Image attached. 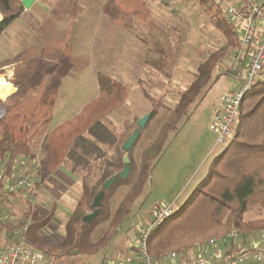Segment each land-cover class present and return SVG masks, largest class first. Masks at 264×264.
I'll use <instances>...</instances> for the list:
<instances>
[{"label":"rangeland","instance_id":"obj_1","mask_svg":"<svg viewBox=\"0 0 264 264\" xmlns=\"http://www.w3.org/2000/svg\"><path fill=\"white\" fill-rule=\"evenodd\" d=\"M120 1L123 9L138 14L114 22L102 13L100 0H36L13 24L18 23L17 26L12 25L0 37V106L5 103L12 108L7 121L15 131L21 125H33L36 133L32 148L38 158L44 155V149H52L46 134L59 128L66 130L79 118L82 126L100 120L110 129L114 143L101 148L106 159L112 161L117 153H124L120 147L135 131L138 121L152 113L149 97L174 107L192 83L200 63L228 46V38L213 25L216 14L208 0L207 7H202L199 0ZM237 29L242 36L246 24L238 23ZM259 36L257 30L254 45ZM159 46L168 59L164 73L169 76L145 64L146 59L158 57L154 49ZM232 63V56L225 58L214 72L213 79L218 75L219 79L189 119L179 125L178 133L168 140L143 193L112 239L104 238L111 223L105 215L106 220L92 226V236L85 240L82 254L65 257L62 250H54L45 257L44 264L125 263L128 255L139 252L136 233L150 224L156 210L180 209L205 179L214 158L226 149L227 145L217 144L214 116L220 111L221 97L237 91L245 78V67L232 72ZM98 74L110 77L117 85L113 98L101 91ZM51 101H56L57 106L49 113V106L42 103ZM87 113L91 116L83 120ZM46 115L50 117L47 127L43 125ZM165 115L161 110L142 129L132 149L136 161L158 137ZM59 136L53 138L58 140ZM61 146L59 163L48 182L37 188L33 183L36 171H30L28 188L14 199L15 204L7 205V213L22 219L24 211L32 206L27 198L36 196L34 205L39 207V214L45 219L52 217L42 233L55 244L64 241L69 215L76 207L73 196L81 195V191L75 192L76 180L64 160V145ZM22 161L27 162H19ZM21 165L16 163L17 168ZM134 183L133 180L131 184ZM130 188L129 184L118 186L108 195L105 203L111 213ZM69 194L73 196L68 197ZM85 210L86 215L93 212ZM259 219H264V210L259 208L244 216L246 222ZM237 241L245 242L246 248H251L253 241L260 242L259 253L264 258V232H254Z\"/></svg>","mask_w":264,"mask_h":264},{"label":"trees","instance_id":"obj_2","mask_svg":"<svg viewBox=\"0 0 264 264\" xmlns=\"http://www.w3.org/2000/svg\"><path fill=\"white\" fill-rule=\"evenodd\" d=\"M100 1L102 13L111 21L121 22L130 14H138L135 10L128 12L123 9L120 0ZM208 1L212 4L210 8L216 14V17H213V25L228 38V46L214 51L200 63L193 75L192 83L180 94L179 101L174 107L148 96L153 102L151 122L157 118L161 110L166 113L159 135L141 154L139 161H136L132 151L130 152V175L127 179L119 178L108 191H104L101 213L91 225L83 223V218L87 214L85 208L94 211L93 201L96 195L103 191V184L119 176L125 168L124 153H117L110 161L106 159V154L101 148V145L114 143L113 133L100 120L82 126L81 120L76 118L77 120L69 124L70 128L66 130L59 128L51 132V135L46 134V140L52 142V149L47 151L44 149V155L38 158L32 148L36 133L32 131L33 125H21L15 131L7 121L12 108L7 107L5 103L1 104L0 171L4 172L5 177L12 175L18 160L25 159L31 166L37 165L33 183L40 188L54 173L55 166L60 160V145L61 148L64 145V160L70 165L71 172L82 182V196L69 215L63 242L55 244L50 237L42 233L52 217L48 219L42 217L36 205L24 211L22 220L31 218L26 241L43 255L44 261L45 257L54 250H62L65 257L82 254L87 244L85 240L92 236V226L106 220L107 218L103 219L105 215L111 218V223L104 238L112 239L117 228L131 213L137 198L143 193L150 171L168 140L178 133L179 125L189 119L192 110L202 102L217 82L219 75L213 79L214 72L220 69L225 58H230L239 49L240 35L237 26L226 17L222 7L212 0ZM199 3L202 7L208 5L206 0H199ZM23 15L24 6L21 0H0V19L3 17L0 22V37ZM163 52L162 47L155 48L154 55L158 57L146 59L145 64L164 73V69L169 65ZM247 61L248 57L245 56L239 67L244 68ZM97 81L105 96L113 98L115 91L118 90L115 82L104 74H98ZM42 104L49 106L47 107L49 113L55 107L54 101ZM49 115H46L48 119L43 123L46 127L49 124ZM84 116L83 120L89 118L91 113ZM54 136H59L58 140L54 139ZM120 150H123L122 147ZM133 180L135 183L131 184ZM125 184L131 185V188L122 198L117 210L111 213L105 201L118 186ZM12 196L16 197L15 194ZM254 208L264 210V80L259 81L244 95L237 113V127L233 138L226 149L214 158L205 179L180 209L174 211L171 217L151 231L148 238V252L153 258L159 259L173 252L185 253L196 245H203L213 238L228 235L232 231L240 232L244 236L254 232H264V219L250 222L244 220L246 213ZM22 224L23 221L15 224L0 223V227L15 230Z\"/></svg>","mask_w":264,"mask_h":264},{"label":"built area","instance_id":"obj_3","mask_svg":"<svg viewBox=\"0 0 264 264\" xmlns=\"http://www.w3.org/2000/svg\"><path fill=\"white\" fill-rule=\"evenodd\" d=\"M212 1L224 9L226 17L235 23L236 26L240 22L246 24V30L240 36V47L232 56L233 63L231 66V71L236 72L241 65L242 59L245 56L248 57L245 66V78L237 91L225 93L221 97L220 111L214 116V131L217 134V144L227 145L233 138L237 127V113L244 95L259 81L264 80V6L262 4L263 0ZM257 30L260 32V36L254 45L253 41ZM19 161L16 163H21V167L17 168L15 164L10 177H5L4 172L0 171V223L15 224L17 221H23V224L12 232V236L16 238L15 242H0V264H43V255L28 245L26 241L31 218L28 217L22 220L12 216L4 211L3 203L1 202V199L10 201L13 194L22 195L30 184L29 172L37 170V165L31 166L25 161ZM36 200V196L31 195L27 198V203L34 205ZM173 213L174 211L170 207L156 210L150 224L144 226L136 233L140 247L139 252L125 263L112 262L105 264H213L215 261L214 254L209 255L207 258L196 260L182 259V254L176 252L164 255L159 259H155L149 254L148 238L151 231L164 220L171 217ZM242 237H244L242 233L232 231L228 235L213 238L205 244L215 246L218 243L237 240ZM202 246L196 245L195 247L200 249ZM256 258L258 261L264 260L261 254H257ZM244 260V252H240L232 259H229L227 264H243Z\"/></svg>","mask_w":264,"mask_h":264},{"label":"crops","instance_id":"obj_4","mask_svg":"<svg viewBox=\"0 0 264 264\" xmlns=\"http://www.w3.org/2000/svg\"><path fill=\"white\" fill-rule=\"evenodd\" d=\"M262 4L264 6V0H263ZM17 24L18 23H16L13 26H17ZM0 78H1V76H0ZM0 84H1V80H0ZM14 90H16V92H17V91H19V88H14ZM56 104L57 103L55 101V105ZM68 167H69L68 169L71 171V167L69 164H68ZM74 177H75L76 183H75V186L74 185L73 186L76 189H78V190H75V192L81 191V195L79 197H75V196H73V194H69L68 197L73 196L75 198V200H78L82 196V182L79 178H77V176L74 175ZM48 180L43 184V186L48 182ZM17 196L18 195H16V197ZM16 197L13 198V196H12L10 201H6L5 199H1V202L3 203L4 211L8 212L7 205H9V207H10L11 205L15 204L14 199ZM76 203H77V201L75 202V204ZM12 232H13V230H9L7 228L4 229V228L0 227V242L1 243L15 242L16 238H14L12 236ZM244 244H246V243L242 242V241H237V240L225 241L223 243H218L215 246H209L207 244H203V246L200 249L193 247L190 250L186 251L185 253H182L181 257H182V259L196 260V259H200V258H207L209 255L214 254L215 255V261L213 264H227L229 259H232L233 257H235L240 252H244L245 260H244L243 264H264V262H263L264 260L258 261L256 258V255L260 254L259 249H260L261 243L258 241H253L251 248H246L244 246ZM126 250H127V248H126ZM126 250H124L125 255L127 253ZM132 256L133 255H131V256L128 255L129 258H131Z\"/></svg>","mask_w":264,"mask_h":264},{"label":"water","instance_id":"obj_5","mask_svg":"<svg viewBox=\"0 0 264 264\" xmlns=\"http://www.w3.org/2000/svg\"><path fill=\"white\" fill-rule=\"evenodd\" d=\"M35 1L36 0H22L24 9H29ZM150 117H151V114L146 115L145 117L141 118L138 121L137 128L135 129V131L124 142L122 149L124 151L123 162L125 164V168L119 174V176H115L103 184V186H102L103 191L99 192L96 195V197L94 198L93 205H92L94 211L92 213L86 215L83 218L84 224L89 225V224L93 223L99 217V215L101 213V208H102V200L104 197V191H108L119 178L127 179L128 176L130 175V172H131L130 152L132 151L135 143L137 142V140L141 134L142 129L145 128Z\"/></svg>","mask_w":264,"mask_h":264},{"label":"bare ground","instance_id":"obj_6","mask_svg":"<svg viewBox=\"0 0 264 264\" xmlns=\"http://www.w3.org/2000/svg\"><path fill=\"white\" fill-rule=\"evenodd\" d=\"M0 21H1V19H0Z\"/></svg>","mask_w":264,"mask_h":264}]
</instances>
